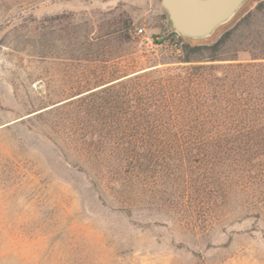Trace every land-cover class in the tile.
<instances>
[{
  "label": "rangeland",
  "instance_id": "rangeland-1",
  "mask_svg": "<svg viewBox=\"0 0 264 264\" xmlns=\"http://www.w3.org/2000/svg\"><path fill=\"white\" fill-rule=\"evenodd\" d=\"M171 30L160 0H0V264H264L256 199L121 186L44 111L93 75L177 65Z\"/></svg>",
  "mask_w": 264,
  "mask_h": 264
},
{
  "label": "trees",
  "instance_id": "trees-1",
  "mask_svg": "<svg viewBox=\"0 0 264 264\" xmlns=\"http://www.w3.org/2000/svg\"><path fill=\"white\" fill-rule=\"evenodd\" d=\"M252 1L207 39L171 30L160 42L177 36V65L93 75L44 111L114 183L160 197L236 188L264 216V0Z\"/></svg>",
  "mask_w": 264,
  "mask_h": 264
},
{
  "label": "water",
  "instance_id": "water-1",
  "mask_svg": "<svg viewBox=\"0 0 264 264\" xmlns=\"http://www.w3.org/2000/svg\"><path fill=\"white\" fill-rule=\"evenodd\" d=\"M248 0H160L171 27L193 40L209 38Z\"/></svg>",
  "mask_w": 264,
  "mask_h": 264
},
{
  "label": "crops",
  "instance_id": "crops-1",
  "mask_svg": "<svg viewBox=\"0 0 264 264\" xmlns=\"http://www.w3.org/2000/svg\"><path fill=\"white\" fill-rule=\"evenodd\" d=\"M230 264V263H229ZM233 264H235V262L233 263ZM238 264H261V262H259V261H257L256 259H254V260H249V261H243V262H239Z\"/></svg>",
  "mask_w": 264,
  "mask_h": 264
},
{
  "label": "built area",
  "instance_id": "built-area-1",
  "mask_svg": "<svg viewBox=\"0 0 264 264\" xmlns=\"http://www.w3.org/2000/svg\"><path fill=\"white\" fill-rule=\"evenodd\" d=\"M139 31L141 32V31H142V29H139Z\"/></svg>",
  "mask_w": 264,
  "mask_h": 264
}]
</instances>
